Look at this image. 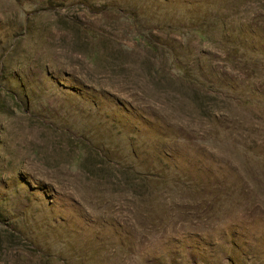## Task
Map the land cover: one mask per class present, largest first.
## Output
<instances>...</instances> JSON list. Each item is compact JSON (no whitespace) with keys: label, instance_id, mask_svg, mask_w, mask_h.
<instances>
[{"label":"rangeland","instance_id":"1","mask_svg":"<svg viewBox=\"0 0 264 264\" xmlns=\"http://www.w3.org/2000/svg\"><path fill=\"white\" fill-rule=\"evenodd\" d=\"M188 1L192 0H169V4L165 0H0V264L77 262L86 238L78 211L85 209L90 181H97L102 185L99 190L107 194L113 190L119 199L114 211L128 219L129 189L106 183L108 173L99 164L97 151L84 166L79 158L80 140L95 135L97 145L103 135L117 152L125 149L129 127L143 126L127 108L168 115L176 126L191 120L193 109L181 111L177 96L173 101L174 95L156 84L158 75L149 66L161 63L138 38L177 39L183 46L180 61H189L191 66L203 58L202 52L222 51L215 40L201 42L183 34L186 29L183 33L171 30V25H185ZM250 8L255 11L256 5ZM258 16L236 14L227 23L257 17L264 27V17ZM210 33L217 38L218 32ZM211 65L222 70L223 57ZM92 94L97 104L90 100ZM230 102L224 100L223 108L243 122L237 137L248 145L256 139V144L264 143V120ZM193 116L194 112L192 120ZM208 129L207 125L203 128ZM135 143L141 158L150 159L140 134ZM211 152L224 159V177L231 186H224V197L211 210L214 213L179 218L174 221L176 229L232 225L253 230L261 238L264 191L252 193L255 201L245 200L239 180L250 177L256 166H242L227 145ZM62 217L71 223H62ZM58 236L64 239L63 256L57 254L55 259L48 247ZM216 239L220 253L217 259L209 255V260L214 258L212 263L264 264V238L255 242L259 254L252 259L247 247L224 253L223 239ZM237 241L243 246L251 243L249 238ZM51 248L53 252L57 249ZM224 254L232 255L234 262L224 259Z\"/></svg>","mask_w":264,"mask_h":264},{"label":"trees","instance_id":"2","mask_svg":"<svg viewBox=\"0 0 264 264\" xmlns=\"http://www.w3.org/2000/svg\"><path fill=\"white\" fill-rule=\"evenodd\" d=\"M187 4L185 25H171V30L183 33L186 29L183 34L201 42L215 40L223 49L200 53L203 58L191 66L189 61H180L184 57L180 53L183 46L177 39L155 42L138 35L152 57L161 63L157 66L152 62L149 66L158 75L156 84L170 92V96L174 95L173 101L177 96L181 111L193 109L189 111L191 120L176 126L170 123L168 115L127 108L143 126L129 127L125 149L117 152L103 135L97 145L95 135L80 140V162L88 165L97 151L99 164L108 173L106 183L127 186L132 207L128 210L129 220L121 214L118 216L114 209L119 199L114 191L107 189L111 191L107 194L99 190L102 185L97 181H90L86 186L90 196L85 198V209L78 211L86 236L83 255L73 264H126L130 260L134 264H216L210 260L217 259L220 253V242L216 239L219 237L223 239L226 254L246 247L251 259L259 254L255 242L262 241L264 235L258 239L259 234L253 230L232 225L177 230L174 221L210 214L224 197V186H231L224 177V159L211 152L224 145L233 149L242 166H256L251 171L252 178H239L242 198L255 201L252 193L264 191V143L256 144V139L248 145L237 137L243 122L234 119L231 110L223 108L224 100H233L238 107L264 120V27L258 24L257 17L252 21L246 17L234 21L235 24L227 23L229 17L241 13L264 17V0H192ZM251 4L256 5L255 11L250 10ZM210 31L218 32L217 38ZM220 56L224 62L222 70L211 65ZM90 100L97 104L95 95ZM206 125L209 129L203 130ZM139 134L148 146V160L141 158L135 143ZM60 219L62 223H71L67 218ZM155 234L160 236L155 238ZM240 238L244 241L249 238L251 243L243 246L237 241ZM63 243L62 236H58L51 244L57 249L53 252L48 247L51 257L63 256L60 250ZM226 254L224 259L231 263L233 256ZM209 255H213L210 260Z\"/></svg>","mask_w":264,"mask_h":264}]
</instances>
